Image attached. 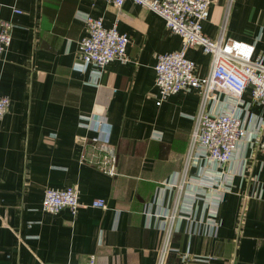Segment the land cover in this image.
I'll use <instances>...</instances> for the list:
<instances>
[{
    "label": "crops",
    "instance_id": "1",
    "mask_svg": "<svg viewBox=\"0 0 264 264\" xmlns=\"http://www.w3.org/2000/svg\"><path fill=\"white\" fill-rule=\"evenodd\" d=\"M85 14L129 34L128 60L113 59L98 75L91 64L77 67ZM0 17L14 23L0 53V91L10 98L0 118V264H77L90 254L94 264H155L162 237L157 215L173 203L174 190L164 183L183 164L200 101L192 88L156 104V54L179 49L180 35L133 0L119 8L108 0H0ZM202 30L253 42L254 54L264 58V0H210ZM186 55L197 75L208 72L211 55L201 46L188 47ZM250 91L247 86L237 104L248 135L225 166L232 178L217 208L218 227L210 235L196 221L205 206L198 200L195 219H181L171 235L172 261L187 250L210 256L188 264H264V154L250 144L253 129L264 124V106L251 102ZM230 103L217 92L207 107ZM95 117L108 123L112 175L101 168L104 151L91 140ZM67 185L78 189L74 212L42 209L45 188ZM98 197L105 207L90 204Z\"/></svg>",
    "mask_w": 264,
    "mask_h": 264
},
{
    "label": "built area",
    "instance_id": "2",
    "mask_svg": "<svg viewBox=\"0 0 264 264\" xmlns=\"http://www.w3.org/2000/svg\"><path fill=\"white\" fill-rule=\"evenodd\" d=\"M118 8L124 0H108ZM157 14L165 27L181 37V47L176 50L159 52L154 64L155 84L158 88L156 104L168 95L180 90L197 88L200 101L193 115V127L189 135L183 164L173 177L164 183V188L173 191V203L170 209L163 210L160 216L159 230L162 234L155 264H188L190 261H208L209 255L190 254L187 250L179 261L169 259L171 251H177L171 244V235L179 228L184 218L195 219L196 203L201 200L204 206L202 219L207 226V234H214L218 227L217 208L224 193L229 190L232 175L225 166L235 158L239 144L248 135L247 126L237 110V104L243 102L242 94L247 86L251 88V102L264 106V58L254 54L255 45L232 37L212 38L202 30V22L209 13L210 0H133ZM14 12H20L12 7ZM225 17V16H224ZM86 34L79 41L77 67L91 64L98 75L100 68L113 59L128 60L127 45L130 36L119 32L114 25L104 26L101 16L85 14ZM221 20V29L225 25ZM14 23L0 17V53L4 52L11 40ZM201 46L211 55L210 68L204 76L195 72L196 63L187 57L186 49ZM217 92H225L231 99L228 109H208L210 99L217 98ZM10 98L0 91V118L8 111ZM84 121L92 118L82 116ZM90 126L97 131L91 137L104 151L100 166L104 172L115 174L114 150L108 142V123L101 118H93ZM105 136H100V133ZM251 145L264 154V124L262 120L253 129ZM197 171H192L193 168ZM174 188V189H173ZM95 207H105L104 198L91 200ZM81 205L78 189L75 185L47 187L41 201L42 209L57 212L68 207L73 212ZM197 231V230H195ZM95 255L90 254L85 262L94 264Z\"/></svg>",
    "mask_w": 264,
    "mask_h": 264
}]
</instances>
